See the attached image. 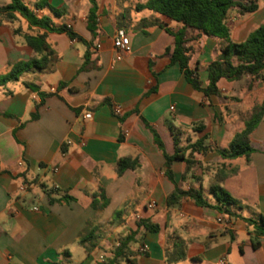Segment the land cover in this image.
I'll return each instance as SVG.
<instances>
[{
    "label": "crops",
    "instance_id": "crops-1",
    "mask_svg": "<svg viewBox=\"0 0 264 264\" xmlns=\"http://www.w3.org/2000/svg\"><path fill=\"white\" fill-rule=\"evenodd\" d=\"M147 1L96 0L92 34L86 27L88 0H22L30 9L41 4L38 16L85 41L96 68L79 71L85 44L51 32L48 68L28 69L0 87V264H106L134 231L119 264H264V235L257 234L264 219V113L249 135L248 159L219 154L262 102L264 81L220 79L218 93L210 96L194 90L165 54L180 24L134 9ZM252 1L254 12L240 14L233 7L227 13L234 43L264 23V0ZM9 2L0 0V8ZM49 7L63 10L62 16L54 17ZM141 20L158 24L140 28ZM118 23L129 39L126 52L113 48ZM44 32L0 12V76L35 56L24 34ZM221 44L196 31L186 35L188 66L202 87ZM198 140L206 150L184 151L188 161L173 160L168 178L164 155ZM119 159L136 165L118 175ZM212 184L237 204L217 203L209 193ZM189 189H200L207 205L185 196L170 200ZM138 220L157 230H137ZM90 230H96L95 246L86 251L78 237Z\"/></svg>",
    "mask_w": 264,
    "mask_h": 264
},
{
    "label": "trees",
    "instance_id": "trees-1",
    "mask_svg": "<svg viewBox=\"0 0 264 264\" xmlns=\"http://www.w3.org/2000/svg\"><path fill=\"white\" fill-rule=\"evenodd\" d=\"M90 7L86 15V27L92 33L96 31V0H88ZM237 7L240 14L251 13L257 9V4L252 0H148L144 4H136L134 9L136 11L149 10L153 14L162 15L171 21L180 24V28L172 33L174 38V45L172 49L166 50L165 54L169 58L170 64L177 63L181 72L184 74L186 81L191 87L202 92L205 96L216 95L218 93L217 83L220 79L227 81H238L243 76H247L251 80L264 81V23L251 31L246 39L241 43H234L229 38V31L225 25V20L228 11ZM43 8L37 3L33 9L26 7L22 0H10L9 4L0 8V12L6 15V18L12 20L16 15L23 18L30 27L42 29L44 33L24 34L26 44L32 49L35 56L28 61H19L9 66L7 74L0 76V87L8 82L18 81L22 73L28 69L45 70L53 54L52 50L46 43V33L51 32H65L70 39H77L86 46L84 53V62L79 71L89 68H96L95 62L91 59L92 52L89 45L72 32L65 25L55 26L51 18L46 16H38L36 10ZM51 14L54 17H61L63 10H58L49 7ZM158 24L155 20H141L138 27L151 26ZM121 29L123 25L118 23ZM190 31H196L197 36H208L220 39L221 54L212 61L207 68V84L202 87L194 70L188 66L190 49L185 46L186 35ZM27 86L35 90V87L27 84ZM63 86V84H62ZM41 102L45 94L40 93ZM40 102V103H41ZM264 113V98L262 102L255 106L246 121L244 128L234 134L229 146L225 150H220L219 154L222 158L234 159L245 158L248 159L251 148L249 145V135L258 125ZM154 135V142L161 149V142L157 135ZM203 140H198L194 144L188 145L183 151L177 150L172 156L164 155L165 174L171 178L170 164L175 159L188 160L184 158L183 152L190 150V152L205 151L206 148L202 145ZM136 160L119 159L117 162V174L121 175L126 169L135 167ZM210 195L214 200L221 205H236L237 202L230 197V195L221 188L218 184H212L209 188ZM188 197L193 199L196 204L206 206L200 189H189L187 191H176L170 196L171 199L178 197ZM118 215V213H116ZM258 235H264V219H261ZM136 228L146 231H156L157 226L149 224L145 220H138ZM95 231H88L87 233L78 237V242L86 251H90L95 244ZM137 232H131L123 241L119 243L111 252L106 264H119L126 259L128 254V245L134 241Z\"/></svg>",
    "mask_w": 264,
    "mask_h": 264
},
{
    "label": "built area",
    "instance_id": "built-area-1",
    "mask_svg": "<svg viewBox=\"0 0 264 264\" xmlns=\"http://www.w3.org/2000/svg\"><path fill=\"white\" fill-rule=\"evenodd\" d=\"M113 48L117 51V52H126L129 50V39L125 33V31L123 29H117L115 31V34L113 36ZM120 59V55L117 54L114 57V60H119ZM113 114L115 116H119L121 114V109L118 106H114L112 108ZM85 118H90V114H85L84 116ZM56 169H53V171H55ZM149 208H153L154 204L150 203L148 204ZM119 244H117L118 246ZM144 247L140 248V251H143ZM101 260H103L102 257H100Z\"/></svg>",
    "mask_w": 264,
    "mask_h": 264
},
{
    "label": "rangeland",
    "instance_id": "rangeland-1",
    "mask_svg": "<svg viewBox=\"0 0 264 264\" xmlns=\"http://www.w3.org/2000/svg\"><path fill=\"white\" fill-rule=\"evenodd\" d=\"M146 12V11H145ZM11 84V83H10ZM10 84H8L7 86H9ZM263 95H264V92H263Z\"/></svg>",
    "mask_w": 264,
    "mask_h": 264
}]
</instances>
